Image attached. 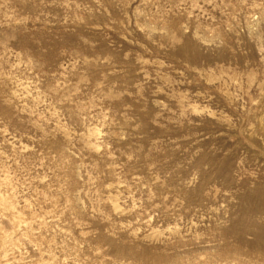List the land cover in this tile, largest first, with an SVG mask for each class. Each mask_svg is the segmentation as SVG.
<instances>
[{
    "label": "rangeland",
    "instance_id": "374dc122",
    "mask_svg": "<svg viewBox=\"0 0 264 264\" xmlns=\"http://www.w3.org/2000/svg\"><path fill=\"white\" fill-rule=\"evenodd\" d=\"M0 264H264V0H0Z\"/></svg>",
    "mask_w": 264,
    "mask_h": 264
}]
</instances>
